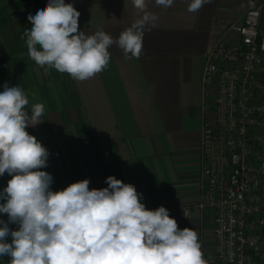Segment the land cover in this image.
Returning a JSON list of instances; mask_svg holds the SVG:
<instances>
[{
  "label": "crops",
  "instance_id": "0c3cea01",
  "mask_svg": "<svg viewBox=\"0 0 264 264\" xmlns=\"http://www.w3.org/2000/svg\"><path fill=\"white\" fill-rule=\"evenodd\" d=\"M37 1L42 9L48 3ZM252 1L210 0L189 12L191 0H174L168 8L148 0V10L158 21L145 31L141 56L125 59L114 44L109 48L108 67L87 81H74L69 75L68 81L43 78L36 65L19 68L13 87L24 89L28 110L35 103L45 105L43 121L26 131L49 152L47 167L40 170L52 175L51 190L84 179L89 180L90 190L102 189L108 187L106 178L114 176L134 185L147 209L163 206L180 229L195 230L202 252L211 254L212 212L194 211L186 217L183 213L201 196V77L215 40ZM65 3L80 12L79 30L88 35L103 30L116 39L137 19L132 0ZM259 3L264 27V0ZM1 42L5 43L0 41L3 59L7 52ZM10 179L7 173L0 176V193ZM0 220L7 223V215L0 214ZM8 226L18 230L17 224ZM0 264H9V258L0 257Z\"/></svg>",
  "mask_w": 264,
  "mask_h": 264
},
{
  "label": "clouds",
  "instance_id": "9594fccd",
  "mask_svg": "<svg viewBox=\"0 0 264 264\" xmlns=\"http://www.w3.org/2000/svg\"><path fill=\"white\" fill-rule=\"evenodd\" d=\"M210 0H191L196 12ZM174 0H155L171 7ZM137 19L114 39L103 30H79L80 12L65 0H48L27 19L25 29L30 59L55 69L74 81H87L110 62L109 48L116 45L125 59H138L146 30L158 17L148 10V0H132ZM24 89L4 85L0 92V176L11 179L0 193V257L9 264H207L198 233L180 229L163 206L150 210L135 186L108 176V187L89 189V180L52 191L47 167L48 150L26 129L40 124L43 103L32 104ZM186 217V214H184ZM9 224H17L11 230ZM11 242H8V237Z\"/></svg>",
  "mask_w": 264,
  "mask_h": 264
},
{
  "label": "built area",
  "instance_id": "2783aa9c",
  "mask_svg": "<svg viewBox=\"0 0 264 264\" xmlns=\"http://www.w3.org/2000/svg\"><path fill=\"white\" fill-rule=\"evenodd\" d=\"M253 0L205 57L199 139L201 196L213 215L207 264H264V27Z\"/></svg>",
  "mask_w": 264,
  "mask_h": 264
},
{
  "label": "rangeland",
  "instance_id": "374dc122",
  "mask_svg": "<svg viewBox=\"0 0 264 264\" xmlns=\"http://www.w3.org/2000/svg\"><path fill=\"white\" fill-rule=\"evenodd\" d=\"M39 9L42 7L37 0H0V39L6 45L1 42L4 52H7L3 61L14 73H17L19 68L31 69L33 65L38 66L30 59L25 39L21 37L25 29L30 30L32 27L27 19L28 15L35 14ZM37 68L43 78L53 80L58 77L61 81L69 79L66 73L62 74L55 69H49L46 72L43 67L38 66ZM14 80L16 82L15 76Z\"/></svg>",
  "mask_w": 264,
  "mask_h": 264
},
{
  "label": "trees",
  "instance_id": "16d2710c",
  "mask_svg": "<svg viewBox=\"0 0 264 264\" xmlns=\"http://www.w3.org/2000/svg\"><path fill=\"white\" fill-rule=\"evenodd\" d=\"M36 14V13H35ZM33 14V15H35ZM7 84L9 87H13L15 84L14 71L11 70L3 61L0 56V92L4 91V85Z\"/></svg>",
  "mask_w": 264,
  "mask_h": 264
}]
</instances>
